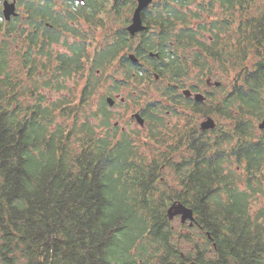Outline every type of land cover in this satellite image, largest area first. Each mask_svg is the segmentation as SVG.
Returning <instances> with one entry per match:
<instances>
[{
  "label": "trees",
  "instance_id": "1",
  "mask_svg": "<svg viewBox=\"0 0 264 264\" xmlns=\"http://www.w3.org/2000/svg\"><path fill=\"white\" fill-rule=\"evenodd\" d=\"M261 5L260 0H161L144 14L156 31L143 33V51L156 49L157 41L186 51L197 47L191 51L202 72L212 75L216 63L235 76L225 99L195 110L217 112L234 127H218L211 138L185 129L172 142V152L153 159L140 155L134 135L117 138L116 128L100 133L88 121L78 127L75 119L73 130L57 123V112L69 109L66 117H77V111L70 102L50 103L40 90L59 91L64 85L56 78L83 68L61 60L40 84L34 77L44 65H35L26 53L25 62L32 65L24 74L10 68L0 51V264H187L191 251L183 252L174 240L167 215L174 202L194 210L197 224L188 227V241L194 230L214 239L209 264H264V207L253 209L264 198V130L256 134V122L264 119ZM24 75L30 84L23 86ZM89 94L85 89L81 103ZM107 106L104 101L99 112L106 128ZM177 149L189 156L172 164ZM169 165L179 181L164 188ZM130 224L139 230L128 239ZM210 242L194 244L206 248ZM204 259L201 253L196 260Z\"/></svg>",
  "mask_w": 264,
  "mask_h": 264
},
{
  "label": "flooded vegetation",
  "instance_id": "2",
  "mask_svg": "<svg viewBox=\"0 0 264 264\" xmlns=\"http://www.w3.org/2000/svg\"><path fill=\"white\" fill-rule=\"evenodd\" d=\"M155 1L141 14L147 29L132 36L129 26L138 6L137 0H0V51L6 52L9 67L13 69L30 68L32 64L25 62L26 53L30 54L31 61H34L35 65L39 67L44 65L45 67H40L39 76L34 77V80L40 83L43 79L47 81L50 78V67L56 68L61 60L64 64L68 62L84 70L88 66L90 68L88 74L93 75L95 72L98 79L102 77L103 69L112 65L120 77V82L113 78L112 82L116 81L120 85L134 82L157 83L161 86V100L145 103L140 110L135 111L143 118L144 125H140L134 116L132 122H137L142 128L147 127L148 124L152 128L163 126V131H166L169 127L167 119L178 112L173 140H178V135L185 129L193 133L198 130V136L211 138L212 132L218 127L226 130V127L220 126L213 117V115L221 117L220 114L217 112L212 115L203 112L196 113L195 110H198L196 108L200 104H208L212 100L214 91L221 89L219 88L221 83L214 81L219 74L215 72L209 75L201 71V64L196 63L194 51H191L192 49L198 50L197 47L187 51L179 47L172 48L173 44L161 43L156 38L157 48L147 52L143 51L146 40L143 33L156 31L154 26L149 29L144 19V14L154 8ZM124 35L126 40L123 38ZM203 36L204 38L200 40L205 41L207 35ZM117 44L118 50L113 54L110 53L111 48H115ZM210 44L209 42L208 45ZM54 45H61L64 51H57ZM187 52L191 54H186ZM132 55H135L137 62L132 60ZM13 56L20 60L21 67L15 66ZM207 62L210 63L212 60L209 59ZM100 63H102L101 68H99ZM133 65L135 68L130 71ZM94 68L96 69L93 70ZM135 69L139 71V74ZM77 74H83V72L80 71ZM224 74L226 73L222 72V76ZM23 78L20 77V80L24 83L29 79L26 77L23 80ZM69 78L62 76L55 80L61 84ZM45 90L41 88L40 91ZM197 94L203 95L205 100H196L195 95ZM109 98L113 100L112 106L108 104ZM118 100L125 105L141 104V102L136 104L134 97L124 98L119 94L116 98L108 96L104 101L108 106L113 107L118 104ZM163 110H166V115H163ZM196 116L203 117L200 125L195 121ZM208 118L214 119L216 127L201 129V124ZM233 127L234 123L228 128ZM187 132H184L185 136ZM236 168L240 170L239 167ZM197 240L199 243L211 242L206 248L193 244L190 247L191 260L187 264H209L217 245L210 237H200ZM205 249L206 253L203 252ZM201 253L205 256L204 263L196 260Z\"/></svg>",
  "mask_w": 264,
  "mask_h": 264
},
{
  "label": "rangeland",
  "instance_id": "3",
  "mask_svg": "<svg viewBox=\"0 0 264 264\" xmlns=\"http://www.w3.org/2000/svg\"><path fill=\"white\" fill-rule=\"evenodd\" d=\"M161 0H156L155 3L160 2ZM261 6L264 7V0H260ZM154 3V5H155ZM191 8L196 9V4L193 3ZM209 36V34H207ZM100 39H103L100 37ZM15 48V46H13ZM57 51H64V48L61 45H54L53 46ZM233 49V48H231ZM186 54H191V52H187ZM13 60L15 61V66H20V60L16 58V56H13ZM213 62H210L212 64ZM214 64V63H213ZM215 67L219 74V77H215L214 81H218L221 83V86L217 89V91H214V94L212 95V100L208 103L212 104L214 100H220L226 96L228 92L232 89V85L234 80V72H226L223 69L219 67L218 64L215 63ZM19 70L22 68H18ZM26 70V69H25ZM21 71L22 73L26 74V71ZM90 68L87 66L85 67V70L83 71V74H75L73 77H70L68 80H66L64 83H61L64 85V87L59 88V91H51V89H46L45 91H42L43 94H46L49 102L52 101L58 102V105L65 104L67 102H70V108L74 111H77V117H66L67 113H69V109H64L61 112H57V123H60L65 130H73L75 123L77 121V126L79 127L83 122L88 121L91 125H93L96 129V132L105 133L106 130L110 131L112 129H117L115 132V136L119 138L124 133H129L134 135L137 138V147L140 149V155L147 156L150 159L157 158L161 152L169 153L172 152L170 150V147L173 145L172 136L174 134V128L175 124L178 122L177 115L172 114L167 119L168 128L166 131H163L164 127H153L148 124L147 127H141L137 122H132V117H135V111L140 110L141 107L148 102L151 101H158L161 100L162 91L160 90L159 84L150 82L143 84V82H137V83H129L126 85L118 84L112 82V78L114 80H118L120 82V77L118 75L117 70L112 67V65L108 66L107 68L103 69L101 72L100 79L97 77V73H93V75L88 74ZM25 71V72H24ZM230 71V70H228ZM222 72L226 73L222 76ZM226 75V76H225ZM45 77V76H44ZM106 79H105V78ZM191 77H194V75H191ZM23 78V77H22ZM24 78H26V75H24ZM23 78V80H25ZM44 81V79H43ZM42 81V83H43ZM192 81V80H191ZM189 81V82H191ZM40 83V82H39ZM40 83V84H42ZM193 83V81L191 82ZM30 84V81H26L24 85ZM57 84V83H55ZM148 84V85H147ZM147 85V87L145 86ZM147 90H146V88ZM87 88V90L90 92L88 95V100L85 103H81L82 95L84 93V90ZM211 91V89H210ZM119 94L124 98H135V102H141V104H138L136 106L132 105H125L118 100V104L110 107L107 106L108 112L110 113V126L108 128L102 127L100 120H99V112L100 108L102 106V103L104 100L106 101V97L112 96L116 98V95ZM163 115H166V110H163ZM64 115V116H63ZM150 115L153 117V115L150 113ZM213 117L217 120V122L220 124V126H225L226 130H228L230 125H233L232 120L229 118H222L218 115H213ZM198 118L200 119L198 121ZM76 119V121H75ZM195 121L198 122V125L203 121V117H195ZM262 121V120H261ZM256 122V134L259 135L262 132L259 129V123ZM117 124V126H116ZM154 129V130H152ZM159 134L156 139L155 137L152 138L151 135L153 134ZM167 140V142H166ZM177 141V140H176ZM168 148V149H167ZM186 149H177L174 152L172 157V164H175L177 162H181L183 156H189L187 154ZM187 156V157H188ZM233 168L236 167V164L232 166ZM239 177H242V172L239 170ZM179 181V175L176 172V170L172 166L164 167L163 175H162V182L164 183V188L169 187H175ZM237 183L240 186H243V181L237 180ZM253 209L258 210V208L264 207V198L261 196L259 201H255L253 204ZM172 222L171 226L174 231V240L180 243V248L183 252H187L191 250V246L199 242L197 239L200 238L197 234V230H194L195 235L191 236V239L188 241L184 235L188 232V227L190 226V223H181V217L176 216L173 220H170ZM132 228V235L128 236V239L133 238L136 236L135 232L139 230L138 224H130ZM213 255V254H212Z\"/></svg>",
  "mask_w": 264,
  "mask_h": 264
},
{
  "label": "water",
  "instance_id": "4",
  "mask_svg": "<svg viewBox=\"0 0 264 264\" xmlns=\"http://www.w3.org/2000/svg\"><path fill=\"white\" fill-rule=\"evenodd\" d=\"M137 2H138V6L135 9L132 23L129 26V31L132 36H135L137 33H140L147 29V26L144 25L142 21L141 14L144 9L149 7L154 2V0H137ZM131 58L135 62L138 61L135 55H132ZM195 98L198 101L205 100V97L201 94L195 95ZM108 104L110 106L113 105V100L111 98L108 99ZM135 118L137 119L140 125H144V120L139 114H135ZM215 127H216V122L212 118H208L201 124V129L203 130L214 129ZM259 129L264 130V119L259 123ZM167 215L169 217V220H173L176 216H180L181 223L184 224V223L189 222L191 227L197 224L194 210L184 205L181 202H174L168 208ZM208 236L211 238L210 234Z\"/></svg>",
  "mask_w": 264,
  "mask_h": 264
}]
</instances>
